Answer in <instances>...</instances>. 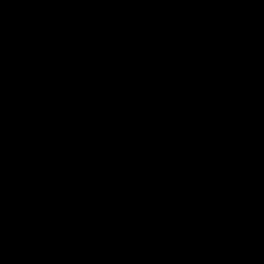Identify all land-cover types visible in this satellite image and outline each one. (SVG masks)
Instances as JSON below:
<instances>
[{
	"label": "water",
	"instance_id": "obj_1",
	"mask_svg": "<svg viewBox=\"0 0 264 264\" xmlns=\"http://www.w3.org/2000/svg\"><path fill=\"white\" fill-rule=\"evenodd\" d=\"M0 264H264V0H0Z\"/></svg>",
	"mask_w": 264,
	"mask_h": 264
}]
</instances>
